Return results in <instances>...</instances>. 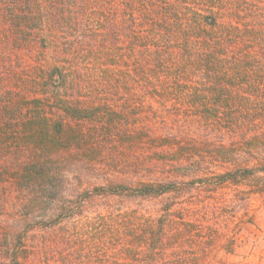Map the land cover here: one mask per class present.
Listing matches in <instances>:
<instances>
[{
    "label": "rangeland",
    "instance_id": "obj_1",
    "mask_svg": "<svg viewBox=\"0 0 264 264\" xmlns=\"http://www.w3.org/2000/svg\"><path fill=\"white\" fill-rule=\"evenodd\" d=\"M9 1L0 264H264V0Z\"/></svg>",
    "mask_w": 264,
    "mask_h": 264
},
{
    "label": "trees",
    "instance_id": "obj_2",
    "mask_svg": "<svg viewBox=\"0 0 264 264\" xmlns=\"http://www.w3.org/2000/svg\"><path fill=\"white\" fill-rule=\"evenodd\" d=\"M15 1H17V0H11V1H9L8 3H7V6H9V7H11L10 5L11 4H15L14 2ZM34 1H38V0H34ZM57 2V1H59V0H48V3H49V5H52L54 2ZM116 1L117 0H106V4L108 5V7L106 8L107 10V16H112L113 15V13L115 12L114 11V8H115V6H116ZM28 1L26 0V3H27ZM127 4H126V7L127 8H124L125 10H123L124 12H123V18H128V17H132V16H134V13H135V11L137 10V9H144L145 11H149V12H151V14L152 13H154L155 12V8H152V7H160V8H162V7H164V6H162V5H147V4H142V7H139V8H134V0H127ZM37 8H38V6H37ZM167 8V7H166ZM166 8H164V12L166 11ZM11 11H13V8H11L10 9ZM167 10H169V8H167ZM161 13V12H160ZM13 15V14H12ZM35 15H38V13L36 12V11H29V12H26V14L23 16V17H20V18H24V19H26V20H29V19H32V18H34V16ZM142 15H144L143 13H142ZM147 15H150V14H147ZM210 15L212 16V13H210ZM126 16H128V17H126ZM211 16H209V17H211ZM36 17H39V16H36ZM213 17V16H212ZM207 23H210V24H212L210 21H208ZM125 26H127L128 24H124ZM143 25L144 24H142L141 25V27H143ZM128 26H130V25H128ZM150 26V32H148V31H141L140 33L141 34H143V36L142 37H147L148 39V41H146V43H144L143 44V46L145 47V48H153V49H160V48H162L163 47V45L161 44V42H158L157 40H159L160 38V36L161 35H163L164 33H165V31L161 28V27H155V26H151V25H149ZM146 27H148V26H146ZM130 30V29H129ZM172 30V29H171ZM131 31H133V30H131ZM153 31L155 32V34L153 33ZM167 32H169L168 30L166 31V33ZM132 33H134V32H132ZM144 33H148L147 35L146 34H144ZM183 36L186 38V36H190V34L188 35L187 33H183ZM150 38V39H149ZM152 39H154L153 40V42H150V41H152ZM166 40H169V38H167ZM163 43H165V42H163ZM168 46V45H167ZM230 47H232V46H230ZM227 49V48H226ZM209 57H211V56H209ZM206 66L209 68V69H215L214 68V66L215 67H219L220 66V62H217V63H215V62H212V60H206ZM58 77V76H57ZM37 161H35V162H33L32 164H29V166H23V168H22V175H24V176H29V174H31L32 173V171H38V169L40 168H38L37 169ZM33 176H34V174H33ZM28 179H31L30 177L28 178ZM27 183H29V181L27 182ZM146 191L147 192H149L150 191V189L149 188H147L146 187ZM14 264H18V262H16V261H14L13 262Z\"/></svg>",
    "mask_w": 264,
    "mask_h": 264
}]
</instances>
